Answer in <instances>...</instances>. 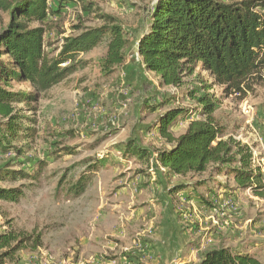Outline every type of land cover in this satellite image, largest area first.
<instances>
[{
    "label": "trees",
    "instance_id": "trees-1",
    "mask_svg": "<svg viewBox=\"0 0 264 264\" xmlns=\"http://www.w3.org/2000/svg\"><path fill=\"white\" fill-rule=\"evenodd\" d=\"M67 4H79L86 15L95 13L94 5L85 0H67ZM0 12L9 18L0 31V150L21 155L14 141L33 140L36 120L17 106L38 102L49 90L86 68L90 61L81 55L105 41L107 53L100 66L103 73H113L126 62L132 39L118 18L99 14L100 26L76 25L77 33L64 37L55 54L47 51L46 35L51 18L62 13L60 6L52 8L49 0H0ZM137 53L145 71L156 75L163 86L181 87L186 76L200 72V86L189 91L196 106L170 108L156 125L167 145L158 151L156 164L172 176L225 177L234 181V189L249 190L264 200V172L253 164V149L226 137V127L216 116L221 100L212 93L214 86H220L226 97L243 100L255 86H264V0H157ZM203 73L213 83L201 77ZM15 84L29 85L33 91H15ZM179 120L189 124L185 132L176 134L173 127ZM134 150L141 158L147 155L129 141L126 152L133 154ZM64 151L72 154L71 149ZM98 169L96 165L91 170ZM9 178L28 179L31 175L24 171L0 173V182ZM212 180L229 189L227 183ZM91 182V176H82L69 191L72 198L83 196ZM206 183L199 179L192 186ZM184 188L179 185L174 190ZM24 196L23 187H0V204L17 203ZM41 247V234L0 222V264H17L22 252ZM201 264L264 263L255 254L216 248L203 255Z\"/></svg>",
    "mask_w": 264,
    "mask_h": 264
},
{
    "label": "rangeland",
    "instance_id": "rangeland-1",
    "mask_svg": "<svg viewBox=\"0 0 264 264\" xmlns=\"http://www.w3.org/2000/svg\"><path fill=\"white\" fill-rule=\"evenodd\" d=\"M85 1L94 5L95 13L86 15L79 4L73 6L67 4V0H49L50 6L54 9L60 6L62 13L49 21L46 35L47 51L56 54L63 38L77 33L75 26L80 23L85 27L100 26L99 14L118 18L131 39L137 32L142 35L148 27L151 9L157 0ZM8 20V16L0 12V31ZM136 49L134 40L127 50L126 62L129 59L128 54L133 57ZM106 53L107 41L91 53L81 55L80 58L90 61L86 68L80 69L68 80L49 90L38 102L18 105L17 108L23 109L25 116L36 120V124L33 125L36 135L33 140L14 141L15 146L21 148V155L14 151L4 153L0 150V173L24 171L31 175L28 179L9 178L0 182V187H23L25 192V196L17 203L0 204L4 213L0 222H10L11 227L16 230L41 234L42 247L37 251L44 259L50 255L54 257L52 262L54 264L61 263L65 253L68 255L74 253L73 258L79 255L75 248L79 246L82 237L89 236L88 223L96 210V206L92 207L89 200L97 199L99 203L101 196H105V199L109 197L107 198L109 201L112 197L109 190L102 192L89 188L83 196L73 199L69 192L72 186L82 176L92 177L91 187L93 184L112 183L121 178L117 176V179L113 171H124L128 167L131 171H147L145 164L132 159L130 154L124 161L117 160L123 155L121 152L111 159L116 154H113L114 146L110 143H115L117 139L110 141V133L98 130L94 126H90V129L82 128L78 121L81 113H90L100 106L105 107L104 96L101 94L105 90L110 91L114 100L108 106L110 112L106 117L109 119L117 116L119 118L117 123L121 125L129 121L134 122L135 127L139 123L147 125L148 128L143 132L149 135L144 140L141 131V143L143 145L152 143L159 151L167 146L156 128L161 116L170 108L196 106L194 101H190L189 91L200 86L199 70L196 75L186 76L183 85L174 90L171 86L161 85L160 79L144 68V74L137 71L139 74L137 81L126 80L123 76L124 71L122 72L126 62L113 73H103L100 63ZM139 64L141 63L137 62L135 67ZM201 77L213 83L208 74L203 73ZM14 90L33 91L26 84H15ZM212 93L221 100L216 116L226 127V137L232 136L252 147L258 159L254 166L264 171V86H255L243 100L239 96L226 97L220 86H214ZM161 103L163 107L160 106ZM153 107H156L155 111ZM188 124L187 121L179 120L175 123L173 131L181 134L188 128ZM124 139L136 144L132 135ZM126 140L127 147L129 141ZM64 149H71L72 154H66ZM96 165L99 166L96 171L99 175L91 170ZM214 178L227 183L228 187L235 184L233 180L212 177L209 174H203L196 178L195 182L200 179L209 182L210 187H220L212 180ZM228 190L232 189L229 187Z\"/></svg>",
    "mask_w": 264,
    "mask_h": 264
},
{
    "label": "crops",
    "instance_id": "crops-1",
    "mask_svg": "<svg viewBox=\"0 0 264 264\" xmlns=\"http://www.w3.org/2000/svg\"><path fill=\"white\" fill-rule=\"evenodd\" d=\"M140 37L139 32L132 37L137 48ZM136 53L137 49L133 57L129 53L122 67L126 80L137 81V71L144 74L142 64L135 67ZM109 92L105 90L101 94L105 107L81 113L78 121L82 128L94 126L110 133V141L117 139L110 143L116 154L111 159L121 152L123 155L117 160L124 161L130 154L132 159L144 163L147 171H131L128 167L113 171L116 178L121 176L115 182L89 186L95 191L109 190L112 197L109 201V197L101 196L99 203L97 199L89 200L92 207L96 206L88 223L89 236L82 237L75 248L78 256L73 258L74 253H65L59 264H201L203 255L216 248L255 254L264 263V200L249 190L234 189L235 184L229 185L232 190L210 187L209 182L194 187L196 178L169 175L156 164L158 151L152 143H141L140 132L147 125L139 123L135 127L131 121L114 124V119H119L117 116L106 117L110 112L108 106L114 100ZM128 135H132L136 146L148 156L141 158L135 150L131 151L133 154L126 153L124 138ZM143 135L145 140L149 134L143 132ZM179 185L186 188L174 190ZM202 198L206 204L200 203ZM236 205L241 208L239 214L234 210ZM17 264L54 263L35 251L22 252Z\"/></svg>",
    "mask_w": 264,
    "mask_h": 264
},
{
    "label": "built area",
    "instance_id": "built-area-1",
    "mask_svg": "<svg viewBox=\"0 0 264 264\" xmlns=\"http://www.w3.org/2000/svg\"><path fill=\"white\" fill-rule=\"evenodd\" d=\"M136 58H137V62H138V63H141V62H140V57H139V54H138V53H136ZM171 87L174 88V90H177V86H171ZM118 120H119V119H114L113 123L116 124V123L118 122ZM257 161H258V159H257V154L254 152L253 164H255ZM235 203H236V202H235ZM234 210H235L238 214L241 213V208H240L238 205L234 206ZM48 259H49L50 262H53V261H54V257H52V256H48Z\"/></svg>",
    "mask_w": 264,
    "mask_h": 264
}]
</instances>
